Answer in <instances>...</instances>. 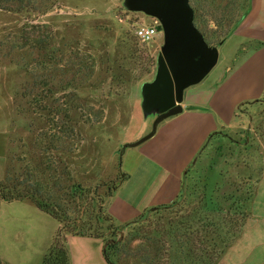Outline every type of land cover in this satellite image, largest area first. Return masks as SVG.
Here are the masks:
<instances>
[{"label": "rangeland", "instance_id": "rangeland-1", "mask_svg": "<svg viewBox=\"0 0 264 264\" xmlns=\"http://www.w3.org/2000/svg\"><path fill=\"white\" fill-rule=\"evenodd\" d=\"M190 2L211 14L205 18L207 32L225 30L229 24L220 27L219 19L238 10L235 0ZM7 7L0 8V182L14 178L25 183L36 174L47 184L42 193L48 194L41 197L60 204L76 220L68 223L91 218L90 231L104 236L94 238L101 247L109 237L120 238L113 256L117 264H170L168 252L159 254L158 240L177 214L198 202L209 167L216 178L212 183L225 185L224 196L230 198L226 203L215 192L219 204L232 212H247L244 203L264 169V95L241 109L245 120L236 133L206 145L190 178L185 177L180 210L146 209L141 223L111 224L116 235L106 230L108 223L93 219L91 205L104 208L108 187L121 172L123 145L137 139L138 131L151 130L155 115L143 116L140 85L154 76L162 29L149 43L137 40L135 26L151 17L128 11L123 0H12ZM234 48L232 39L218 45V61L207 77L225 68ZM73 183L84 187L81 196L71 194ZM260 185L264 188V178ZM3 201L0 198V255L14 264H40L34 245L40 223L33 219L32 209L8 206L11 213L21 211V220L12 219ZM256 205L263 215L257 198ZM248 219L249 215L245 222ZM165 238L166 247L171 237ZM86 253L93 259L92 249Z\"/></svg>", "mask_w": 264, "mask_h": 264}, {"label": "crops", "instance_id": "crops-1", "mask_svg": "<svg viewBox=\"0 0 264 264\" xmlns=\"http://www.w3.org/2000/svg\"><path fill=\"white\" fill-rule=\"evenodd\" d=\"M229 39L234 41L235 48L233 59L226 61L225 68L186 88L182 111L160 122L152 137L137 146L122 148L120 170L128 176L104 206L115 225H125L146 209L178 198L186 170L196 163L204 146L217 137H228L229 132L236 133L245 120V110L241 109L264 95V0H251L247 16L224 42ZM136 135L139 139L145 134L142 130ZM132 139L125 144L137 140ZM263 178L264 169L247 202L248 222L214 264H264V257L260 260V255L264 256V214L260 215L256 208V198L264 206V195L258 197L264 193L260 185ZM6 204L5 213L17 220H21V211L11 213L8 206L28 207L30 212L32 209L33 219L40 223L39 239L34 244L40 258L49 248L58 222L29 199ZM67 245L70 264H104L103 247L94 237L68 234ZM89 249L93 259L86 253ZM254 251L253 257L259 261H253ZM0 259L14 264L3 254Z\"/></svg>", "mask_w": 264, "mask_h": 264}, {"label": "trees", "instance_id": "trees-1", "mask_svg": "<svg viewBox=\"0 0 264 264\" xmlns=\"http://www.w3.org/2000/svg\"><path fill=\"white\" fill-rule=\"evenodd\" d=\"M10 2H12V0H0V8H8L7 5ZM235 2V9L236 7H238V10H234L233 14V9H231L232 11L230 16L226 17L225 19H219L220 27H223L224 23L229 24L227 28L225 30H222L221 32L214 29H211L209 30V32H207L205 18L207 16H211V14L208 15L201 6L195 7L193 3L190 2V5L194 11V24L202 32L203 36L208 39V45H220L221 43H223L224 40H226V38H228L236 30L238 25L247 16L251 6V0H235ZM215 19L217 20L216 17ZM204 148L202 149L198 157L204 151ZM196 163L188 166V169L186 170V174L184 176V181L182 182V189L178 198H176L171 203L149 208L148 211L153 212V210L157 211L159 209L174 206H176L174 207L176 209L179 208L180 204L178 203L180 202L182 197L184 198L183 194L187 186L185 177L188 176V178H190ZM213 171L214 170L212 169V167H209V172L208 175H206L204 178L202 190L200 193L201 196L199 197L198 202H196V206L193 205L192 208H188L186 213L184 212L185 214H177L174 218V221H171V223H169L168 231L164 232L163 236L161 235L162 232L160 234L161 238L158 240L159 254L162 255V252H168L167 257L170 259V264H214L215 261L224 253L229 244L233 242V240L240 233L244 226L245 220L248 216L245 209H238L237 212H232L228 208L224 209L222 204H219V198H216L217 193L222 194L221 198L224 199L226 203L230 198H225L224 196L225 185L219 184L217 181L212 183V180H216V178H213ZM127 176V174L121 173L119 171L117 180L114 182L112 181V185L108 187L107 197H110L113 194L117 186L123 180H125ZM32 177L33 179H27L25 183L24 181H22L21 183H16L14 178L10 183L0 182V198L6 202L29 198L34 201L38 209L54 218L58 222L59 228L49 248L41 256L40 264H70L67 246L68 234L89 236L94 238H104V236L102 234L90 231L92 226L91 218L90 221H84V223L82 224H75L73 222L68 223L70 220H76L69 217L67 211L65 209H62V206L60 204L54 203L48 198L43 199L42 197L48 194V190H46V194L43 195L42 193V190L43 188H45L46 183L43 182V179H38L36 174H34V176ZM194 191L195 187L192 186V194L194 193ZM83 193L84 187L80 183L72 184V195L81 196ZM246 202L247 201H245L244 204H247ZM232 205L233 203L230 204V207ZM91 207L93 212V219L103 221L105 222V224L108 223L109 225L107 226L106 230H111V232L116 235V231L111 229L110 227L111 224H113L112 218L106 213L103 205L99 203V205L95 207L92 204ZM180 209L181 208H179V210ZM148 211L140 214L137 219L132 220L127 224L130 225L132 223H138L142 219V217L146 216V213H148ZM94 212H96V214ZM219 212L224 214H221L220 217H218ZM229 215H233L237 219H230L228 217ZM139 223H141V221ZM178 231H181L180 233L182 237L177 236ZM167 236L171 237V244L165 247V237ZM183 237L187 239L186 242L183 241ZM105 241L103 240V242L107 243V245L102 250L104 259L108 264H117L113 259V256L115 254V250L118 246L119 241H117V238L114 239L110 237ZM193 242L195 243L193 244ZM183 243L184 245H182ZM166 264H168V262Z\"/></svg>", "mask_w": 264, "mask_h": 264}, {"label": "water", "instance_id": "water-1", "mask_svg": "<svg viewBox=\"0 0 264 264\" xmlns=\"http://www.w3.org/2000/svg\"><path fill=\"white\" fill-rule=\"evenodd\" d=\"M123 5L128 11L156 18L163 32L154 76L140 85L143 116L155 115L151 130L138 140L124 144V148L146 141L154 135L160 122L182 111L185 89L199 83L212 70L219 52L218 45H208L195 26L189 0H123Z\"/></svg>", "mask_w": 264, "mask_h": 264}, {"label": "built area", "instance_id": "built-area-1", "mask_svg": "<svg viewBox=\"0 0 264 264\" xmlns=\"http://www.w3.org/2000/svg\"><path fill=\"white\" fill-rule=\"evenodd\" d=\"M160 22L154 18L151 17L150 22H142L135 26L134 28V35L137 40H139L142 43H149L157 37L158 32L161 30Z\"/></svg>", "mask_w": 264, "mask_h": 264}]
</instances>
